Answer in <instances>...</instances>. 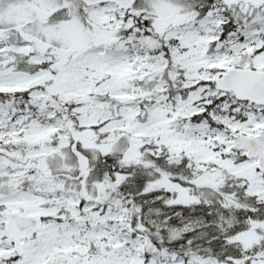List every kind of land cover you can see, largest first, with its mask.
<instances>
[{"label": "snow or ice", "instance_id": "6c2138e0", "mask_svg": "<svg viewBox=\"0 0 264 264\" xmlns=\"http://www.w3.org/2000/svg\"><path fill=\"white\" fill-rule=\"evenodd\" d=\"M0 264H264V0H0Z\"/></svg>", "mask_w": 264, "mask_h": 264}]
</instances>
